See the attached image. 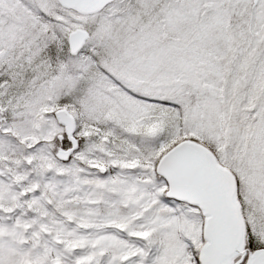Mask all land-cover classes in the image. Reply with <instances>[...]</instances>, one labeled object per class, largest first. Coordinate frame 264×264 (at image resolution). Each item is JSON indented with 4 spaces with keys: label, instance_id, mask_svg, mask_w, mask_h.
Returning a JSON list of instances; mask_svg holds the SVG:
<instances>
[{
    "label": "snow or ice",
    "instance_id": "1",
    "mask_svg": "<svg viewBox=\"0 0 264 264\" xmlns=\"http://www.w3.org/2000/svg\"><path fill=\"white\" fill-rule=\"evenodd\" d=\"M0 264H264V0H0Z\"/></svg>",
    "mask_w": 264,
    "mask_h": 264
}]
</instances>
